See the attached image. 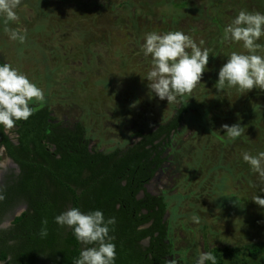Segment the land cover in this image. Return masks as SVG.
Listing matches in <instances>:
<instances>
[{"label":"rangeland","instance_id":"rangeland-1","mask_svg":"<svg viewBox=\"0 0 264 264\" xmlns=\"http://www.w3.org/2000/svg\"><path fill=\"white\" fill-rule=\"evenodd\" d=\"M241 10L264 13V0H20L16 21L0 15V56L44 92L33 105H47L63 128L81 123L92 148L124 149L135 142L132 132L153 130L186 105L170 157L146 185L167 204L175 264H195L215 247L264 243V207L251 200L264 195V183L241 156L264 152V90L216 88L227 56L245 51L224 31ZM6 28L23 34V43L10 40ZM153 31H182L209 52L199 83L170 103L155 97L146 80L152 62L142 43ZM225 124H239L243 134L229 139ZM6 133L14 138L11 129ZM7 161L0 149V163ZM13 170L0 168V185ZM22 212L20 206L0 228ZM262 258L264 252L243 254L223 263L261 264Z\"/></svg>","mask_w":264,"mask_h":264},{"label":"trees","instance_id":"trees-1","mask_svg":"<svg viewBox=\"0 0 264 264\" xmlns=\"http://www.w3.org/2000/svg\"><path fill=\"white\" fill-rule=\"evenodd\" d=\"M0 63H5L1 56ZM31 106L36 111L27 121L8 128L16 143L6 134L7 128L0 126V148L19 169L16 177L10 175L0 187L5 196L0 202V225L8 212L26 205L8 228H0V263L74 264L82 245L54 217L76 207L82 212L101 210L105 218H116L110 226L117 251L115 264H170L167 204L162 197L150 195L145 186L168 161L167 151L186 115V105L153 130L132 132L135 142L128 147L107 152L90 146L81 123L63 128L47 105ZM139 193L143 195L138 199ZM44 221L48 234L42 238ZM146 240L148 244L143 245ZM209 252L216 264H224L225 257H256L264 252V243L215 247Z\"/></svg>","mask_w":264,"mask_h":264},{"label":"clouds","instance_id":"clouds-1","mask_svg":"<svg viewBox=\"0 0 264 264\" xmlns=\"http://www.w3.org/2000/svg\"><path fill=\"white\" fill-rule=\"evenodd\" d=\"M20 0H0V15L6 21L18 19L15 9ZM225 39L241 44L244 52H232L227 62L218 72L216 83L218 90L235 88L248 92L254 88L264 90V13L241 10L226 25ZM10 40L23 43L25 37L16 30L5 29ZM189 35L182 31L166 33L148 32L144 35L142 51L145 57H151L152 67L146 74L150 92L168 103L177 96L191 93L199 83L205 71H208L209 52ZM44 92L23 73L9 63H0V126L12 128L19 121H27L36 111L33 102H41ZM135 106V105H133ZM224 134L232 140L240 137L242 127L239 124L222 125ZM242 160L250 170L264 183V152L252 155L241 154ZM264 194V189L261 190ZM5 199L0 190V202ZM256 205L264 207V195L251 199ZM195 219V218H194ZM60 228L72 230L82 247L74 264H115L117 258L115 237L110 234L116 218H105L101 210L82 212L73 207L54 217ZM39 235L47 236V221L43 222ZM216 264V258L210 252H201L195 264ZM170 264H175L174 261Z\"/></svg>","mask_w":264,"mask_h":264},{"label":"flooded vegetation","instance_id":"flooded-vegetation-1","mask_svg":"<svg viewBox=\"0 0 264 264\" xmlns=\"http://www.w3.org/2000/svg\"><path fill=\"white\" fill-rule=\"evenodd\" d=\"M45 105V104H44ZM37 107H40V106H42V105H36ZM51 116H52V114H51ZM47 133H48V131H47ZM7 134V133H6ZM9 137V136H8ZM10 138V137H9ZM11 139V138H10ZM16 136L14 135V138H12L11 140H12V142H14V143H16ZM0 149H2V148H0ZM2 151H3V154H4V150L2 149ZM4 156H5V154H4ZM6 157V156H5ZM6 159L8 160L6 163H0V168H2L3 170L4 169H6V168H8L9 166H11V168H13L14 170H13V172H14V174H11V175H14L15 177L18 175V171H19V169H18V167L16 166V164H14L9 158H7L6 157ZM0 179H2V177L0 176ZM152 181V180H151ZM150 181V182H151ZM5 182V181H4ZM4 182L2 181V183H1V187L4 185ZM149 182V183H150ZM145 189H146V186H145ZM147 191V190H146ZM150 194V193H149ZM142 193H139L138 195H137V198L139 199V198H141L142 197ZM151 195V194H150ZM153 196H155V195H153ZM155 197H160V196H155ZM20 206H22V208H23V212L26 210V205L25 204H20V205H18V206H16L14 209H12V211L11 212H8L7 213V216H9L11 213H14L15 212V210H17V208H19ZM22 212V213H23ZM6 216V217H7ZM165 218H166V215H165ZM142 244L143 245H147L148 244V241L146 240V241H143L142 242ZM172 256V255H171ZM171 256L169 257V260H170V262H171Z\"/></svg>","mask_w":264,"mask_h":264}]
</instances>
